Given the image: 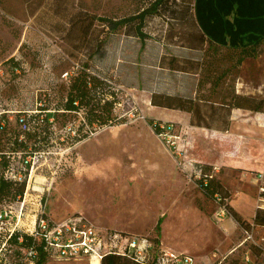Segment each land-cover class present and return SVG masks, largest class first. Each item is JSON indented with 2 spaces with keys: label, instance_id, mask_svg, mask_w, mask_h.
<instances>
[{
  "label": "rangeland",
  "instance_id": "rangeland-1",
  "mask_svg": "<svg viewBox=\"0 0 264 264\" xmlns=\"http://www.w3.org/2000/svg\"><path fill=\"white\" fill-rule=\"evenodd\" d=\"M149 1L0 0L1 95L4 92L5 96H14L15 110L32 107L51 83L65 80L66 71L75 69L84 56L73 50L74 40L70 37L75 34L68 37L67 30L70 16L79 9L97 16H122L136 12ZM190 2L193 0H168L170 13L147 19L143 29L150 38L145 41L122 31L108 36L103 56L93 58L91 70L117 83L122 93L116 111L126 121L100 127L75 143L63 142L61 136L53 138V148L35 155L26 179V194L11 204V223L15 227L26 233L32 231L44 210L45 216L56 222L81 219L101 229L105 238L110 230L131 233L109 228L116 226L148 238L155 236L160 242L164 224L168 243L185 249L182 252L192 255L197 264H264V226L253 224L250 212L264 206V191L260 190L264 187L263 146L249 137L231 134L228 129H218L220 119L208 118L216 128L198 127L190 124L187 112L149 102L153 91L196 95L199 75L186 70L190 62L184 59H199L203 52L184 46L191 25L180 14ZM173 13L177 18L171 17ZM101 22L97 21L98 30ZM220 53L225 55L226 50ZM10 56L21 57L25 70L9 72V65L3 61ZM174 56L178 59L174 64L183 70L169 67ZM233 78L236 92L243 88V94L264 96V40L256 56L244 58L227 75V80ZM211 99L217 100L218 96ZM211 99L201 102L204 111H210ZM214 107L219 109V104L214 102ZM148 118L172 125V135L160 137L148 124ZM251 148L257 156L251 163L248 158L249 166L242 178L223 169L227 162H218L226 155L246 156ZM198 158L213 162L209 163L217 168L213 174L229 193L225 200L229 205L242 196L252 199V208L245 199L238 205L243 219L251 223L248 229L233 224L228 219L230 215L223 220L215 216L218 201L207 198L190 175ZM159 217L162 218L157 221ZM161 222L158 230L155 224ZM116 256L125 264H136L126 256ZM46 261L89 264L87 258L64 260L48 256Z\"/></svg>",
  "mask_w": 264,
  "mask_h": 264
},
{
  "label": "trees",
  "instance_id": "trees-1",
  "mask_svg": "<svg viewBox=\"0 0 264 264\" xmlns=\"http://www.w3.org/2000/svg\"><path fill=\"white\" fill-rule=\"evenodd\" d=\"M188 4L190 6L183 7L180 13L191 25L190 31L186 34L187 44L184 46L203 52L199 59H184L190 62L186 70H193L199 75L196 95H169L153 91L149 97L150 103L162 108L183 110L189 114L190 124L198 127L216 128L211 125L208 118L220 119L222 122L217 128L222 130L228 129L232 108L264 112V96L238 93L234 88V78L227 80V75L237 69L244 58L256 56L264 35L243 46L217 43L199 26L194 13V0ZM170 12L168 0H151L148 5L142 6L136 12L122 16H97L79 9L75 15L70 16L67 36L74 32L75 35L70 37V40L72 38L74 40L73 50L81 53L84 58L77 61L73 71H66L65 80L60 79L51 83L49 88L45 89L43 97L39 96L35 105L29 108L15 110L14 96L10 94L5 96L4 92L1 95L0 92V110H13L12 120L7 118L5 112L0 113V203L18 199L25 189L28 169L23 170L24 177L17 180L6 175L11 164H14L13 172H18V164L25 156L53 148L56 142L53 138L63 137V142L67 140L75 143L90 137L100 127L126 121V117L119 116L116 111L117 106L120 105L121 89L113 79L91 70L92 60L95 56H103V49L110 34L122 31L145 41L146 38H150L143 29L147 19ZM173 16H176L175 13L171 17L177 18ZM97 21H102L101 30L96 28L99 26ZM223 48L226 50L225 55L220 53ZM173 58L174 61L169 67L183 70L182 67L174 64L178 60L177 57ZM226 62L227 64L222 67ZM3 63L9 65L8 71L12 74L17 70H25L24 60L21 57L10 56ZM223 85L226 86L225 90H221ZM205 91L207 92L200 94ZM214 96H218V99H211ZM210 99L213 100L209 106L210 111H204L201 102ZM214 102L219 104L220 110L214 107ZM221 109L225 111L221 113ZM21 115H24V118L20 121ZM147 122L156 134L161 133L159 121L148 118ZM22 124L26 125L25 129L22 128ZM72 131L74 135H71ZM4 151L12 152V157L6 156ZM213 167L210 163L196 161L193 163L191 175L207 198L218 199L220 204L226 206L229 215L244 229H248L251 223L242 219L225 201L229 193L214 177ZM211 173L213 175L209 177ZM252 221L253 224L264 226V209L257 208ZM158 227L157 224L156 228ZM1 242L0 240V244ZM41 244L42 239L39 236L15 230L6 239L2 251L8 257L10 264H20L25 262L23 259L25 250L32 247L39 255L35 264H46L47 253L43 251ZM120 260L114 254H107L103 256L100 264H125Z\"/></svg>",
  "mask_w": 264,
  "mask_h": 264
},
{
  "label": "built area",
  "instance_id": "built-area-1",
  "mask_svg": "<svg viewBox=\"0 0 264 264\" xmlns=\"http://www.w3.org/2000/svg\"><path fill=\"white\" fill-rule=\"evenodd\" d=\"M2 112L7 114L9 120L13 119V110L2 109L0 113ZM23 118L24 115H21L20 121L23 120ZM159 126L162 129L161 133L158 134L160 137L165 139L172 135L170 133L172 125H163L160 122ZM22 128L25 129L26 125L22 124ZM45 152L47 151H37L25 156L23 161L18 164V172H13L12 169L14 164H11V168L6 172V175L21 180L24 177L23 170L28 169V176L32 166L31 161L34 159L35 155ZM4 154H6V156L11 155L12 157V152L10 151H4ZM212 175L211 173L208 176L211 177ZM197 176L199 177V175ZM25 189L18 199L0 203V240L2 241L0 244L1 264H10L8 257H6L2 251V248L6 244V239L11 236L15 230L26 233V231L12 224L14 213L11 206L14 202L24 198L26 194ZM260 190L264 191V187H260ZM258 208L264 209V206L259 205ZM45 214L43 210L36 221V226L32 231L27 233L39 236L42 239L41 247L43 251L47 253V257L54 256L64 260L87 258L89 264H91L92 259H97L98 264H100L103 256L107 254H116L126 256L136 264H195L193 257L190 255L163 249L154 237L148 238L140 234L110 230L108 237L105 238L101 234V229L85 224L81 219L77 221L67 219L62 222H56L45 216ZM215 216L218 219L229 216V212L224 204L219 203V208L215 212ZM19 240H21V237H19ZM38 258V251L31 247L25 250V256L23 257L25 262L20 264H35Z\"/></svg>",
  "mask_w": 264,
  "mask_h": 264
},
{
  "label": "crops",
  "instance_id": "crops-1",
  "mask_svg": "<svg viewBox=\"0 0 264 264\" xmlns=\"http://www.w3.org/2000/svg\"><path fill=\"white\" fill-rule=\"evenodd\" d=\"M194 13L197 22L204 33L210 39L220 44L231 46L248 45L264 35V0H194ZM241 90H243V88H241ZM241 90L238 89L237 91L245 93ZM246 94L249 93L246 92ZM229 120H231L227 130L229 133L249 137L255 143L257 142L261 144L264 148V112L243 108H232ZM256 156L254 148H251L247 150L246 156H241L238 153L229 156L226 155L218 162H220L221 165L224 164H222V162H227L228 165L223 166V169L231 170L235 172L238 178H242L246 173L245 169L249 166L248 158H250L251 163V160L255 159ZM198 160L201 162H210L208 160H201L200 158H198ZM170 161L173 165V160ZM215 169L217 170L214 166L212 170L213 173H215ZM255 179L257 182L256 177ZM241 199H245L248 207L252 208L250 206L251 204H249L252 202V199L247 196H242L239 200H235V204L230 206L232 210L237 212L243 219V214L241 213L242 209L238 206ZM255 211V209L250 210L251 217L254 216ZM160 218L162 217H159L157 221H159ZM221 219L223 220L224 217ZM228 219L231 220L233 224L240 226L233 217H229ZM226 222L229 221L227 220ZM161 224L162 222L159 223L158 230H160ZM155 225L157 226V224ZM109 228L135 234L138 233L130 231L125 227L114 226L113 228ZM164 233L165 227L164 224H162L161 237L163 239H161L160 242L158 239L157 241L163 249L174 251L176 253H184L182 251H186L183 248L181 249V247L179 248L178 246L169 244V240L165 238ZM152 237L157 238L155 236ZM165 239L166 244L164 242ZM193 259L195 264H197L196 259L194 257Z\"/></svg>",
  "mask_w": 264,
  "mask_h": 264
},
{
  "label": "bare ground",
  "instance_id": "bare-ground-1",
  "mask_svg": "<svg viewBox=\"0 0 264 264\" xmlns=\"http://www.w3.org/2000/svg\"><path fill=\"white\" fill-rule=\"evenodd\" d=\"M34 186V185H33ZM91 264H98L97 259H92Z\"/></svg>",
  "mask_w": 264,
  "mask_h": 264
}]
</instances>
